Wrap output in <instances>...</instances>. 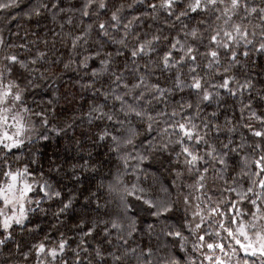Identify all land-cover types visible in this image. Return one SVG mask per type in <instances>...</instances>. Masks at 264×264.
I'll return each mask as SVG.
<instances>
[{"label": "snow or ice", "instance_id": "obj_1", "mask_svg": "<svg viewBox=\"0 0 264 264\" xmlns=\"http://www.w3.org/2000/svg\"><path fill=\"white\" fill-rule=\"evenodd\" d=\"M64 3L36 0L25 16L39 17L47 12L56 20L65 15V23L73 25L74 16L79 14L80 24L75 25L79 31L64 33L62 42L67 46L70 41V50L77 57L80 50L89 54L78 61L70 58L64 67L78 62L81 69L87 70L90 60L99 59V68L92 69L90 82L82 87L92 89L93 96L103 102L94 100L84 116L89 123L106 120L119 125L116 131L123 133L117 135L105 127L97 135L98 141L110 140L109 151L116 153L122 163V170L117 169L107 185L116 207L109 211L105 202L107 219L93 220L87 231L81 232L79 244L71 249L72 264H197L198 258L199 264H264V88H256L254 69L249 68L255 64L253 53L264 55V0H80L79 7ZM18 6L19 0H0V12ZM105 13L110 15L100 20ZM85 18L92 22L84 24ZM60 28L63 30L64 23ZM144 28L147 30H140ZM5 44L0 35V49ZM90 45L95 46L94 52H89ZM8 47L27 50L24 43ZM111 47L114 52L107 50ZM46 55L37 52L27 59L5 52L0 56V246L15 243L18 251L21 245L15 239L16 229L29 235L35 231L29 227L30 213L45 212L40 207L44 200L60 201L54 213L57 217L73 207V197L65 201L62 190L45 178L42 168L39 177L34 175L31 165L39 163L36 149L30 150L31 159L27 161L14 155L32 144L34 138L49 139L44 131H37L33 117L40 118L41 129L51 122L46 110L34 111L25 103L27 86L22 88L14 80L5 82L6 75L10 76L16 66L32 75L37 71L35 65ZM260 67L264 71V66ZM165 73L173 81L171 88L161 86L160 76ZM185 75L190 77L189 83ZM32 84L33 80L28 79L27 85ZM185 86L197 94L196 111L185 115L193 104L182 101L168 112L167 98ZM221 90L229 97H240L238 121L225 116L223 123L219 122L218 111L225 103ZM246 93L248 102L244 103ZM213 101L217 111L203 116L201 106ZM154 102L164 103V110L152 114ZM254 102L262 107L257 110ZM132 117L145 125L144 134H151L155 126L157 135L141 142L142 133L131 123ZM241 128L254 138L251 143L243 133L239 143L233 139ZM48 131L59 135L64 128L53 125ZM225 133L226 140H219ZM138 142L142 145L139 151ZM170 150L175 153L179 169L172 184L165 187L153 182L144 186L140 165L154 153ZM81 168L87 170L89 161L71 166L73 178L78 179L75 173ZM129 168L135 176L131 183L125 180ZM55 171L59 173L60 168ZM37 192L42 195L33 198ZM86 199L91 202V196ZM95 207L101 209L99 200ZM181 210L182 223H170L169 218ZM138 212L146 213L152 222L140 228ZM85 223L82 218L78 227L82 230ZM97 230L102 233L103 243L90 250L86 238ZM137 233L142 234L140 239ZM190 238L191 251L199 257L187 255ZM208 238L214 239L208 242ZM47 239L45 236L28 252H21L24 261L29 260L30 253L35 255L36 264H54L58 257L63 258L69 240L61 234L58 244L48 247ZM169 242L173 246L178 242L179 250L186 253L183 262L168 248Z\"/></svg>", "mask_w": 264, "mask_h": 264}, {"label": "trees", "instance_id": "obj_2", "mask_svg": "<svg viewBox=\"0 0 264 264\" xmlns=\"http://www.w3.org/2000/svg\"><path fill=\"white\" fill-rule=\"evenodd\" d=\"M36 0H19V6L14 9L0 12V35L3 36L6 44L2 49L3 54L5 52L16 53L23 58L30 59L34 57L37 52L47 53L44 60L40 61L35 68L37 71L29 75L24 72L18 66H16L12 74L9 76L11 80H14L20 84L22 88L27 86V92L25 94V103L29 108L34 111L46 110L50 124L46 129L40 128L39 117H33L36 122L37 131H44L49 139L38 140L33 139L32 144L28 145L23 151L15 152L14 155H20L25 161L31 159L29 155L30 150L36 149V157L39 161L36 165H31L36 177L40 176L41 168L46 179L56 183L59 190L63 192V199L66 201L69 197H73V207L66 213L55 216L54 213L59 209L61 203L59 200H44L40 207L46 209L45 212H33L30 213L29 227L35 228L32 234H22L20 229L17 228L15 232V239L20 243L21 249L17 250L15 243H9L7 247L0 246V264H36V257L30 253L29 260L24 261L21 252H28L33 243L44 240L45 236L48 237V247H54L58 244L61 234L69 240V249L64 254L63 258H57L54 264H63L67 261L68 264H72L73 253L71 249L77 247L80 242L81 232L87 231L91 226L93 220L107 219L105 215L104 205L108 202V210L111 211L116 207L114 196L107 190L109 181L112 180L113 175L117 169L122 170V163L118 159V156L114 152L109 151L110 140L98 141L97 135L105 127L110 132L117 135H123L121 132H117L119 125H113L106 120L98 121L94 120L89 123L88 119L84 116L88 112L89 106L95 100L96 102H103L101 98L94 97L93 91L90 88H84L82 85L90 82V73L93 68H99V59L90 60L89 68L87 70L81 69L78 62L70 64V67L65 68L64 64L69 63L70 58L78 61L83 55L89 54L82 50L80 57H77L70 50V41L67 46L63 43V34L69 31L78 32L79 29L75 25L80 24L79 14L74 16V24L68 25L65 23L67 16L62 15L57 17L56 20L52 19L51 14L45 12L43 15L31 18L25 16V13L32 7ZM131 2V0H127ZM259 0H257V3ZM74 4L79 7L80 0H65L63 6ZM139 12H131L130 15H138ZM110 13H105L100 16V20L108 18ZM163 13L161 19H163ZM17 17L16 20H12L11 17ZM199 17H197L198 19ZM95 19V17H93ZM88 18L84 19V24L91 23ZM195 21H193L194 23ZM64 23L63 30L60 28V24ZM149 23H151L149 21ZM146 31L147 28L140 29ZM152 31H155V26ZM59 33L60 35L53 36V33ZM167 34V32H165ZM175 35V33H172ZM47 41V44H45ZM35 42V43H33ZM26 44V49L19 47H8L9 45L18 46L20 44ZM53 44L55 46L53 47ZM95 46H89V52H94ZM108 51H115L114 47L108 48ZM205 49H200L203 52ZM163 53V48L161 53ZM252 60L255 64H250L249 68L254 69L252 71V77L256 83V88H264V71H261L260 66H264V55L260 53H253ZM206 62V61H205ZM187 73V67L184 69ZM43 73V77L41 76ZM259 73V75H257ZM239 74V73H238ZM159 75V73H157ZM201 75H204L202 72ZM28 79L33 80L32 85H27ZM185 82H190V77L185 75ZM155 82V76L153 77ZM213 83L219 82L213 80ZM160 83L162 87H172V79L167 73L160 76ZM99 87V84H97ZM255 93L253 92V95ZM222 99L225 101L223 106L218 111V120L223 123L225 116L234 118L235 121L239 120L240 116V97H229L221 90ZM197 94L195 90L185 86L182 90L176 89L173 91L170 97L167 98L168 112L173 110V107L177 102H191L193 108L185 115H190L196 111L195 104L197 102ZM247 93L245 94L244 103H247ZM111 106V101L108 102ZM254 106L259 110L262 106L255 104ZM118 108L119 105L117 104ZM202 115L207 116L213 111H217V104L213 101L211 104L205 102L202 106ZM165 108L164 103H153L152 114L157 111H162ZM247 117L248 113H244ZM120 119H124L123 116ZM199 123V121H196ZM216 122V121H214ZM73 124V127L65 128V124ZM131 123L137 127L142 133L140 141L146 143L157 135V129L154 126V130L151 134H144L145 125L137 120L135 117L131 118ZM53 125L59 128H64V131L57 135L54 132L48 131ZM163 125H161L162 127ZM127 127V125H125ZM241 133L248 138V142L253 141V137L245 130L238 129L233 135V139L239 143ZM227 134H223L219 137V140H226ZM215 138V133L212 134V139ZM204 146L201 145V149ZM137 150H142L140 142L137 143ZM128 151H132L131 148ZM175 151H179L178 148ZM84 161H89V168L87 170L81 168L75 176L78 179L73 178V173L69 171L73 164L80 165ZM95 170H92V167ZM59 167L60 171L57 173L55 169ZM140 167L143 169L139 173L140 179L144 186L151 185L153 182L157 186L163 185L168 187L175 179V172L178 169L176 164V157L174 151L164 153H154L148 160L144 161ZM129 175L125 177L126 182L131 183L135 180V176L132 175V169L128 170ZM145 176L147 180L145 181ZM95 194V195H91ZM33 198H39L41 193H33ZM173 195H175L173 191ZM219 196V193H215ZM91 196V202L86 197ZM99 200L101 209L96 210V202ZM87 205V208L84 206ZM35 207V205H33ZM248 209V207H246ZM141 217V223L138 225L143 228L147 223H151L152 219L146 213L138 212ZM184 216L183 211L173 214L169 218L170 223L180 224ZM85 219L86 223L83 229L78 227L81 219ZM102 228V226H101ZM141 233H137V239H140ZM87 247L94 249L98 244L103 243V237L100 230L92 237H88ZM143 240L147 242V237L144 236ZM161 243H164L163 239ZM168 248L173 251V254L183 262L186 255L185 252L179 250L178 242L175 246L171 242L168 243ZM187 255L199 257L198 253L191 251V238L189 240ZM88 259L87 256L84 257ZM199 264V258L197 259ZM207 264V262H204Z\"/></svg>", "mask_w": 264, "mask_h": 264}, {"label": "rangeland", "instance_id": "obj_3", "mask_svg": "<svg viewBox=\"0 0 264 264\" xmlns=\"http://www.w3.org/2000/svg\"><path fill=\"white\" fill-rule=\"evenodd\" d=\"M2 55H3V52H2V49H0V56H2ZM8 80H11V79L9 78V76L6 75V80H5V82H7ZM246 207H247V206H245V211L248 210ZM213 239H214V238H208V242H212ZM225 243H227V241H225ZM237 247H238V246H237ZM205 253L207 254V250H206V249H205ZM239 255L243 256V253L241 252V253H239ZM205 262H207V261H205ZM233 264H234V262H233Z\"/></svg>", "mask_w": 264, "mask_h": 264}]
</instances>
